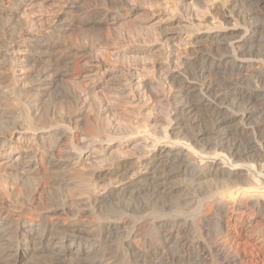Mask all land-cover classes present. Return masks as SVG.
Here are the masks:
<instances>
[{
	"label": "bare ground",
	"instance_id": "obj_1",
	"mask_svg": "<svg viewBox=\"0 0 264 264\" xmlns=\"http://www.w3.org/2000/svg\"><path fill=\"white\" fill-rule=\"evenodd\" d=\"M41 1L0 0V79L7 80L5 87L0 86V130H8L0 134V184L18 183L20 189L11 197L27 196L29 201L28 206L13 209L5 188L0 189L5 195L0 200V264H39L40 258L52 260L50 264H103L111 248L109 239L125 231L128 215L102 218L97 211L107 200L130 209L137 199L143 201V210L152 208L146 211L152 236L141 246L128 236L122 243L128 264H264V0L222 2L216 9L217 28L221 30L226 16L236 20L240 30L235 40L224 47L219 40H210L182 61L180 51H174L166 65L156 67V83H134L155 105L167 90L173 92L162 98L166 103L155 120L156 129L128 138L82 129L81 125L92 128L100 118L98 113L93 120L89 116L83 84L104 81L113 70L105 67L99 49L67 47L75 53L63 65L66 74L62 76V68L60 75L59 63L49 64L50 51L62 44L63 39L61 43L58 39L75 15L67 11L58 19V12L53 13L59 23L47 21L49 30L39 32L40 39L34 40L36 24L44 18L35 20L32 11L45 12ZM119 1L122 5L126 0ZM237 1L246 3L248 10L233 18L234 9L228 8ZM116 5L111 1L107 8L97 9L94 17L99 26L118 22L111 17L118 15ZM21 25L29 34L21 32ZM30 39L41 66L38 58L25 65L18 56ZM168 40L173 44L175 38ZM256 63L261 66L258 70L253 67ZM52 77L67 86L68 113L45 106ZM133 79L128 71L125 80L131 90ZM52 112L57 116L48 117ZM116 139V147L129 148L135 158H120L106 169H97L100 162L92 156H101ZM208 182L225 191L212 196L216 188L208 196ZM28 186L32 188L26 192ZM51 192L63 197L55 199L53 210L43 213V206L53 202ZM76 196H85L81 204L85 208L77 204ZM173 197L176 206L196 203L192 217L181 207L165 211L169 203L165 200ZM225 207L240 218L227 216ZM87 216L99 217L94 226ZM256 219L259 222L253 226ZM207 227L214 230L204 234ZM195 233L196 240L189 241L187 236ZM171 247L182 252L171 254Z\"/></svg>",
	"mask_w": 264,
	"mask_h": 264
},
{
	"label": "rangeland",
	"instance_id": "obj_2",
	"mask_svg": "<svg viewBox=\"0 0 264 264\" xmlns=\"http://www.w3.org/2000/svg\"><path fill=\"white\" fill-rule=\"evenodd\" d=\"M64 1L65 0H59V1L58 0H47V1L43 0L41 2L43 4L42 8L45 10V12L43 10L41 12V10L39 11L37 8L34 11H32V16L34 15L33 18L35 20L40 19V17H42L41 19L44 18V20H41V23L38 22L36 24L38 25L36 28V33L35 32L33 33L34 37L32 38H34V40L40 39L41 33L44 34L45 31L49 30V28L51 27L50 26L51 24H53L54 22L59 23V21L56 18L59 19L60 17H62L63 13L67 11L71 14L73 10L72 13H74L75 16L70 19V22H68V23H71V25L69 24V26H65L67 31L62 35L63 38L61 37L60 39H58L59 43H61L60 40L63 39L62 40L63 45L58 44L57 48L50 51V55H51L50 61L51 62L49 61L50 62L49 64L55 65L59 63V66H61L60 75L63 72L62 76H64L67 72L64 66L67 63H70L71 61L70 58L72 57L73 53H75V51H72V52L70 51L69 53L68 48H71V49L73 48L74 50L76 49L79 51V50H82V48L84 47H91L92 49L100 50L102 54L101 59L104 61V64L106 63L105 67L107 69L113 70V73L109 75L104 81L98 80L96 82L97 84L96 83L94 84L84 83L83 84V87L87 94L88 102L90 103L89 116H91L92 120L94 119L95 116H98V115H100V118L98 117L99 119L96 120L97 122L95 121L96 123L94 122L92 123L93 125L92 128L87 127V125H81V127L82 129L89 130V131L94 130V132H97L100 134L101 133L104 134L108 132L112 134L111 135L112 137H115V138H118V137L128 138V136L130 135L132 137V136H135V134H138V133L141 134L144 131H151V130L156 129L157 126L155 124V120L160 117L161 107L165 105L166 103L164 99L162 98L164 97L166 98V96L168 97L173 92L172 89L167 90L164 97L163 96L158 97V103L157 105H155V102H153V100L150 97L142 93L143 92L142 90H138L137 87L134 86V83H140L141 80L142 81L148 80V81H153V83H156L155 81H157V76H156L157 71L155 70L158 68V65H166L167 63L166 59L168 58L170 53H173L174 51H178V52L180 51L179 56L180 55L181 56L179 58H180V61H182V60L187 59L188 57L191 58V55H193L192 52H194L196 49L200 48L201 46L205 45L206 42L208 43V42L215 41V40H217L216 42H218L219 40L218 43L222 42L220 43V45L224 47L226 44L231 42L233 39L235 40V37L236 38L238 37L239 35L238 32L240 30V28L237 26L238 24L236 23V20L234 21V19L230 18L229 16H226L223 19V22H222L223 24L221 23L223 27L220 28L221 30L217 28L219 27V19L216 15V12H217L216 9L219 8L222 2L223 3L228 2L229 4L230 0H126L125 3L122 5H120L121 2L119 0H67L66 3ZM111 1L114 2L115 5L117 4L114 7V9H117V11L114 9L113 10L115 11V13L118 14L117 16H111V17L113 18L117 17L118 22L110 24L109 26H101V25L99 26L97 24L98 21L97 19H95L94 15H96V12L99 9H102V7L105 8L106 6L107 8V6H109ZM126 3L128 4L126 5ZM243 4L244 2L237 1L235 2V4H232L231 6H229L228 9H230L231 7H233L234 9L233 18H235L237 14L238 15L243 14L246 11L245 9L248 10V5L246 6V3H245L244 4L245 6H244ZM58 5H61L59 6L60 7L59 9L57 8ZM62 6L64 8H61ZM81 7L82 9H80ZM68 9L69 10L71 9V11H69ZM239 11L240 13H238ZM55 12L56 13L58 12L57 13L58 17ZM40 13H42L43 15L45 14L47 16L44 15L45 16L44 17ZM53 13L56 14V18L53 15ZM51 19L53 22L49 23ZM46 22L50 25L46 24ZM20 27L22 28V29L20 28L22 33H24L25 35L29 34L28 29L25 28V26L22 27L21 25ZM210 27L212 29L208 30V28ZM217 32H220L219 37H216L217 39H215L213 37L215 36V33ZM168 38H175L173 44L168 40ZM25 41H26L25 42L26 44L28 43V47L26 48V51H23V53H21L22 55L18 54V56L21 58V60L24 61V63L26 61L25 65H29L30 61H33L35 60V58H38V56H36V53H35L37 52V49H33L30 46V44L32 43L31 39L30 41L28 40H25ZM64 42H67V43H64ZM69 45L73 47H70ZM25 52L26 54H24ZM39 58L37 59V61L39 62L37 64L41 66ZM61 63L62 65H60ZM253 67L255 70H258L261 68L260 64L258 63H256ZM62 68L64 70H62ZM181 68H182V64H180L179 66V69ZM128 71L133 74V78H134L133 82L131 83L133 84V88H134L132 90L130 89V86H127L128 82L125 80L126 75L128 74ZM55 80H57V77H52V79L49 80V82L52 85L50 84V86L47 87V92L43 100L45 103V106L55 107L56 110L67 108L70 102L66 95V92L68 91L67 86L60 85ZM6 84H7L6 79L4 78L0 79L1 87H5ZM54 89L55 90L57 89L56 90L57 93L55 92ZM61 98L62 99L64 98L65 100L64 99L62 100ZM46 104L49 106H47ZM64 111H65L64 113L66 112L68 113V111L70 112L71 110L64 109ZM73 112L74 110H72V113ZM55 114L56 113L54 112L50 114L48 113V117H51V116L53 117ZM74 116L76 117L77 114L74 113ZM76 119H80V118L76 117ZM7 132H8L7 129L0 130V134L1 133L6 134ZM116 141L117 139L110 143L111 146L110 148L106 149L105 153H103L104 155L101 154L100 156L99 154V156L98 155L92 156L94 158L96 157L94 159L95 162L96 161L100 162V164H98L99 166L97 167V169H100L99 167H101V170L103 167H104L103 169H106L107 167H109V165L118 162L120 158H124L125 160H128V161L135 158V155L131 153L129 148L116 147L115 145ZM120 142H123V140H121ZM18 147L20 148V145H18ZM208 183L210 185H208ZM208 183L205 184L207 186V191H208L207 195L210 194L208 196H211V194L213 193V189H216V188L218 189H216L217 191L214 190V193L212 196H217V195L220 196L218 194V190H221V192L225 191L224 190L225 188L222 187L221 185L219 186V184H215V183L212 184L211 182H208ZM2 187L5 188V191L7 194L6 196H9L5 198H9V199L11 198L9 201L11 202L12 205L13 204L15 205V206L14 205L12 206V208L14 207L13 209L17 210L19 208L28 206L29 201H28L27 196L26 197L25 196L24 197L14 196V198L11 197V194L13 191L15 192L18 189H20V186L18 183L16 182L13 183L10 181L3 182V184H0V189ZM31 188L32 186H28L26 188L27 189L26 192H28V190ZM51 193L50 194L52 196L54 195L51 198L54 203L52 202L50 206H43V209L45 210V211L42 210L43 213L53 210L55 208V206H53L55 205V202H56L55 199L57 200L58 198H60L61 200L63 197V196L61 197V193L59 192H58V195L60 194L59 196L56 194L57 192H54V193L51 192ZM55 195L57 196V198H55L56 197ZM4 196L5 195L0 194V200H2ZM84 197L85 196L83 197L80 196L79 198L78 196L77 198H75L77 201V204L79 202L80 204L78 205L83 208H85L83 206ZM15 199L16 201L18 200L17 204L15 203L16 202ZM168 201L169 203L166 204ZM175 201H176V198L174 197L167 198V200H165L166 202L165 204L167 205L165 206L166 207L165 211H167V209L169 210V208L170 210H175L176 208L181 207V206H178V204L176 206ZM108 202L109 200L106 201V204L104 203V205L106 206L104 205L102 206V210H101L102 212L99 211L101 214L97 211L98 216L102 218H107L109 216H113V217L121 216L122 218H125L128 215L127 216L128 218L126 219L128 224L126 226L125 231L122 233H119L121 235L117 234L118 237H116L117 235H115L114 237H111L109 239L110 241L109 246L111 248L107 249L108 251V252L106 251L107 255H105L102 263L103 264H128V262L126 261V258L124 257V248L122 246L123 245L122 243H124V241H126L128 236L131 234V236L134 238V239L132 238L133 244L135 246H141L144 240H148L152 236V231L149 229V226H147L146 224L147 221L150 219L149 217L146 216L147 212L148 213L151 212L152 208L148 209V211L146 209L143 210L144 209L143 201L141 200L140 202V199L133 201V203L130 204L131 205L130 209L127 208V205L125 204L118 205L112 201H110V203ZM81 204L83 205L81 206ZM172 205H173V208H172ZM196 207L197 205L195 202H192L189 204L187 203L184 205V207L183 206L181 207V211L184 209L182 212L187 213L190 217L191 216L190 213H192ZM223 210L227 216L231 215L236 219L240 218L239 214L237 213L232 214L230 210L228 209V207H225ZM144 214L145 216H143ZM98 216H93L94 218L92 216L91 217L87 216L86 220L87 222H89L90 225L94 226V224L97 221V220L95 221V219H97L96 217ZM80 219L82 220L84 219V217H81ZM92 219L93 221L91 222ZM68 221L69 220H66L65 222H68ZM258 222H259L258 219H256L252 222V225L256 226ZM209 228L210 227L204 228V231H205L204 234H207L208 232L210 234L214 230L212 228L210 229ZM189 235L187 236L188 237L187 239L189 241H191L190 238L193 239L194 241L196 240L197 238L196 233L189 234ZM175 244L176 243H173L171 246H179L178 244L176 245ZM171 250L169 251V253L171 252V254H175V253L178 254V252L179 253L182 252L177 247L176 248L171 247ZM47 259L48 258L38 259L39 264H48V262L49 264L52 263V260H49V259L47 260ZM38 260L35 261V263L38 262Z\"/></svg>",
	"mask_w": 264,
	"mask_h": 264
}]
</instances>
